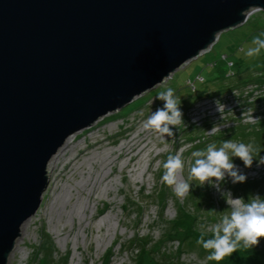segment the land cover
<instances>
[{"label":"water","instance_id":"water-1","mask_svg":"<svg viewBox=\"0 0 264 264\" xmlns=\"http://www.w3.org/2000/svg\"><path fill=\"white\" fill-rule=\"evenodd\" d=\"M264 0H0V264L71 134L164 82Z\"/></svg>","mask_w":264,"mask_h":264},{"label":"rangeland","instance_id":"rangeland-1","mask_svg":"<svg viewBox=\"0 0 264 264\" xmlns=\"http://www.w3.org/2000/svg\"><path fill=\"white\" fill-rule=\"evenodd\" d=\"M263 26L264 14L258 13L246 24L222 30L210 49L175 70L168 83L158 84L71 134L53 167L47 165L48 182L39 207L21 226L5 264H136L142 249L149 250L160 264H209L208 256L198 246L177 238L173 222L187 214L194 219L195 228L211 233L208 229L231 210L226 203L228 191L233 198L247 200L254 194L264 197V165H255L261 172L255 180L233 184L226 176L219 190L207 182L199 186L192 181L191 193L180 198L174 186L161 179L163 163L169 155H180L185 163L182 179H186L194 151L206 149L213 142L219 146L228 139L251 143L258 155L264 156V120L263 124L243 127L231 118L226 122L231 126L221 129L218 125L219 131L209 132L208 125L217 124L212 123L214 114L222 106L203 108L207 111L194 106L198 100L210 98V91L220 86V73L209 65L213 60L222 65V54L240 61L239 70L264 69V52L252 58L245 55ZM197 74L206 81H195ZM188 82L191 86L193 83L195 91ZM168 87L181 100L184 124L170 126L173 136L162 138L143 125L151 112L163 106L157 96ZM222 98L226 99L224 93ZM120 145H126L131 157L122 155ZM108 156L113 168H105L107 175L98 177L102 170L99 159ZM233 160L244 168L238 158ZM87 179L93 185L79 186V181ZM90 192L92 196L87 197ZM80 202L89 207L79 222L69 211ZM259 246L264 247V238Z\"/></svg>","mask_w":264,"mask_h":264},{"label":"clouds","instance_id":"clouds-1","mask_svg":"<svg viewBox=\"0 0 264 264\" xmlns=\"http://www.w3.org/2000/svg\"><path fill=\"white\" fill-rule=\"evenodd\" d=\"M264 12V7L250 5L241 11L244 17H251ZM264 52V32L256 35L251 46L247 48V57H258ZM158 100L163 101V106L151 112L143 127L158 133L162 138L172 137L173 129L184 124L181 100L175 95L171 87L161 91ZM259 151L251 143L234 142L232 139L223 140L217 146L215 142L209 143L206 149L192 153L189 174L182 179L185 163L180 155H169L163 163L162 181L168 186H174L177 197L184 198L191 193L192 181H197L199 186L205 182L216 187L225 181V177L231 179L233 184L244 183L247 176L241 171L240 166L234 163L233 158H238L244 168H251ZM257 166L264 165V156H259ZM226 203L230 206V212L223 215L217 223L208 231L211 238L205 239L202 232L198 244L205 250H209L208 259L221 261L238 249H253L264 238V197L260 194L250 195L247 200L243 197L233 198L230 191Z\"/></svg>","mask_w":264,"mask_h":264},{"label":"trees","instance_id":"trees-1","mask_svg":"<svg viewBox=\"0 0 264 264\" xmlns=\"http://www.w3.org/2000/svg\"><path fill=\"white\" fill-rule=\"evenodd\" d=\"M260 14H264V12H260ZM251 17H249L243 24H246ZM261 32H264V26L261 28ZM221 57L225 58V61H223L222 65H219L216 60L210 61L209 65L212 68L216 67L221 75L220 86H218L216 90L210 91L212 96L214 94L218 95L220 93H223L224 91H230L233 88L244 87L252 82L256 83L264 81V69L262 71H256L251 69L239 70L238 67L240 65V61L228 59L226 54H222ZM173 74L171 75L169 80L173 78ZM195 81L203 83L206 80L202 75L197 74ZM168 82L169 81H167V83ZM189 83L190 82H188V85L190 87H193V83H191L192 86ZM192 90L195 91V87H193ZM204 94L205 92H203L201 95ZM201 95L198 96L195 101L198 100ZM195 227L196 226L194 219L187 214L179 216L178 219H176V221H174L172 224V229L174 230L173 233H175L177 238L182 243L186 242L189 245L194 243L193 245L198 246L201 251L208 256L209 250H205L201 244L197 243V240L199 239L202 231ZM211 236L212 233H205V239L211 238ZM209 262V264H264V247L258 245L255 246L253 249L246 250L241 248L238 249L236 252H233L230 256H226L221 261L209 260ZM136 264H160V262L156 260V258L151 254L149 250L142 249L138 255V260Z\"/></svg>","mask_w":264,"mask_h":264},{"label":"built area","instance_id":"built-area-1","mask_svg":"<svg viewBox=\"0 0 264 264\" xmlns=\"http://www.w3.org/2000/svg\"><path fill=\"white\" fill-rule=\"evenodd\" d=\"M248 18L249 17H245L244 22H246ZM212 46L213 45H211L209 49ZM170 77L171 76L166 78L164 82L168 80ZM223 93L226 99L222 98ZM223 93H220L218 95L216 94L214 96H211L210 98H206L205 100H198L196 104L194 105L196 109H201V110H203V108L205 107H209L210 109V107L213 105L214 107L216 105L218 106L219 104L222 106L220 109H218V113L214 114L216 117L215 119H213L212 123L215 122L217 124L208 125L209 128L207 130H209V132L219 131L220 129L218 130L219 128L218 125H222L221 129H225L231 126L229 124L226 125V122L231 118H234L235 120L236 119L239 120L237 122V125L246 126V127H249V126L253 127L257 123L263 122L264 120V81L256 82V83L252 82V83L247 84L244 87L233 88L230 91H224ZM252 95L255 97V100L253 101L249 100L250 96ZM203 111H207V110H203ZM227 116H231V117L228 118ZM256 164L257 163L255 162V164L253 163L251 168L241 169V171L246 174L247 180H255L256 177L258 178L259 176H261L260 170L257 169V167L255 166Z\"/></svg>","mask_w":264,"mask_h":264},{"label":"bare ground","instance_id":"bare-ground-1","mask_svg":"<svg viewBox=\"0 0 264 264\" xmlns=\"http://www.w3.org/2000/svg\"><path fill=\"white\" fill-rule=\"evenodd\" d=\"M68 142H69V139L68 137L64 140L63 144L58 148V150L52 155L51 157V161H49L48 163V166L52 165L50 168L53 167V164L56 162V159L58 158V155H60V152L62 150H64L67 145H68ZM124 148V149H123ZM119 150H123V154L124 156H130V153L129 152V149L126 147V145H120L119 146ZM133 151V150H132ZM131 157V156H130ZM90 160V159H89ZM109 160V156L108 157H103V158H100L99 161V167L102 169L100 174L98 175V177H101V178H104L106 175H107V172H104L103 170L109 166H112V161H108ZM53 161V162H52ZM91 161V160H90ZM51 163V164H50ZM93 164V163H92ZM48 169V167H47ZM89 179L87 180H81L79 181V186L81 185V187H84V186H90V185H93ZM95 182V181H94ZM101 182V181H100ZM93 190V189H92ZM91 197L92 196V192H90L89 194H87V197ZM99 198V197H98ZM89 205V204H88ZM89 206H87L86 203L84 202H80L79 204L76 203L75 206H73L70 211H69V214H71L73 216V218H77L78 221H83L84 220V216H85V213H86V210L88 209Z\"/></svg>","mask_w":264,"mask_h":264}]
</instances>
